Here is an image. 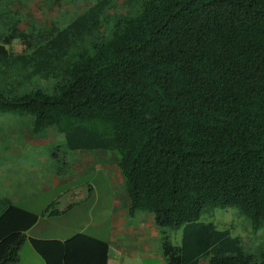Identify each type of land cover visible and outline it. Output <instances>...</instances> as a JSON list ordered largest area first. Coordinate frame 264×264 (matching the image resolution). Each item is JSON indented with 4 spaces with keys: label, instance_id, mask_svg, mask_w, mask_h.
Listing matches in <instances>:
<instances>
[{
    "label": "trees",
    "instance_id": "obj_1",
    "mask_svg": "<svg viewBox=\"0 0 264 264\" xmlns=\"http://www.w3.org/2000/svg\"><path fill=\"white\" fill-rule=\"evenodd\" d=\"M115 5L64 29L21 30L19 21L0 36V113L30 116L34 131L55 129L70 148L113 155L129 215L152 216L166 264H264V254L200 221L206 209L235 208L253 231L264 225V0ZM19 63L32 69L12 81ZM25 86L19 97L4 90ZM63 213L9 205L0 264L18 263L26 242L44 264H107L108 244L84 234L27 237L40 217ZM168 230L182 231L180 245Z\"/></svg>",
    "mask_w": 264,
    "mask_h": 264
},
{
    "label": "rangeland",
    "instance_id": "obj_2",
    "mask_svg": "<svg viewBox=\"0 0 264 264\" xmlns=\"http://www.w3.org/2000/svg\"><path fill=\"white\" fill-rule=\"evenodd\" d=\"M97 1L99 0H1L0 36L7 37L10 35L12 29L19 21H22L18 27L21 30H25L26 26L31 24H36V28L42 24H46L49 27L57 26L59 29H64L77 18L87 15L89 12L94 11V13H98L97 17L105 13L113 14V12H117L115 0H108V4L102 7L94 5ZM125 1L117 0L119 3ZM97 8H99L98 11ZM39 31L40 29L36 32ZM18 42L19 40H14L13 51H20V46H17ZM11 68L12 70L8 72V75H11L10 80L12 81L24 79L22 77H26L27 72L32 69L20 63ZM10 88L7 87L4 89L6 95L19 97L24 92L31 90L32 87L25 86L24 90L17 88L11 90ZM30 118V116L26 115L20 118L15 114L0 113V150L1 148H5V146L9 149L7 153L4 151L0 152V174L2 175L0 177L3 180L5 178L8 179L10 196L14 193L21 196L15 201L18 206L29 208L36 212V214H40L48 204L52 203V200H55V208L62 210L66 199L65 197L62 199L56 197L61 190H65L71 184H81L88 181L94 184L95 191L100 195H107L110 191H114L119 198H122L121 194L124 191L122 184H115L113 190H108L106 178L107 176L108 178L112 176L113 173L104 169V164L102 163H90L92 165L91 167L89 165L84 172L79 173L78 176L80 177L77 183L68 182L64 186L62 184L59 190L50 189L48 192H41L39 197H34L33 195L40 192L41 184H39L40 181H37L39 177L41 179L47 178L54 171L60 177H76L77 173L72 172L70 169L72 166L71 163L76 155L70 149L64 134H59L57 141H53L52 147L49 149L47 147L36 149L26 144V137L22 131L28 128ZM6 154L7 156H5ZM6 164L8 166L7 168H5ZM106 198L104 197V199L102 198L98 201V206L101 209L104 206L106 208V205L110 202ZM87 209L88 206L81 207L69 216L72 218L77 217L73 225H67L65 217L59 220H54L52 217H40L38 224L28 234L35 238H52L55 234H63L66 237H70L74 234L72 232H76L77 228L81 227L84 222L99 219L95 217L96 215H92V219L90 216H87ZM106 211L109 212L108 209ZM104 217H107V215H104ZM200 221L203 223H212L218 230L228 232L232 238H238L246 254H251L255 257H260L264 254V225L258 231H253L248 219L241 215L237 209H216L214 211L206 209ZM97 226H99L98 229L103 234H106L109 221L105 220L97 224ZM167 235L172 244L180 245L182 239L181 230H168ZM15 264H44V261L34 252L30 244L26 242L19 252V261Z\"/></svg>",
    "mask_w": 264,
    "mask_h": 264
},
{
    "label": "crops",
    "instance_id": "obj_3",
    "mask_svg": "<svg viewBox=\"0 0 264 264\" xmlns=\"http://www.w3.org/2000/svg\"><path fill=\"white\" fill-rule=\"evenodd\" d=\"M16 116L22 118L25 115L15 114ZM30 123L28 128L22 133L25 135V142L27 145L33 148H50L52 147V142L57 141L59 134L55 129L48 128L46 130L34 131L32 119L30 118ZM61 138V137H60ZM47 139V140H46ZM51 145V146H50ZM75 152V159L71 163V171L76 174L75 176L60 177L56 171L52 172L49 177L42 178L39 177L37 181L41 184L40 192L34 197H39L41 192H48L50 189L59 190L63 184L68 182L77 183L80 176L86 168L93 163H102L103 167L108 172L113 173L112 176H107L106 186L108 190H113L115 184H122L119 169L116 165V159L110 153H106L101 150H87L82 148H70ZM7 153L9 151L8 147L1 148L0 152ZM7 156V154L5 155ZM90 165L89 167H91ZM7 164L6 167L7 168ZM37 170V169H36ZM0 176H2L0 174ZM35 178V177H34ZM37 178V177H36ZM9 181L7 178L3 180L0 177V214L9 205L19 207L25 211L36 214V212L30 210L29 208H22L18 206L15 201L19 199V195L12 194L9 195ZM122 198H119L114 191H110L107 195H100L95 191L94 184L90 181L81 184H71L65 190L56 196L58 199L65 197L66 202L63 204L64 208L58 210L60 212L64 211L63 214L58 216H53L52 219L59 220L62 217L66 218L67 225H73L76 222L77 217H69L75 210L88 206L87 216L96 215L99 219L96 221L89 220V222H84L83 225L77 228L76 232L70 237H66L63 234L54 235L52 238H35L30 236L28 233L35 228L38 222L26 233L27 237L39 240H57L65 241L77 234H84L91 238L97 239L99 241L105 242L109 246V258L107 264H166V261L162 254V239L159 229L154 225L151 215L148 214H136L133 216L129 215V200L123 191L121 194ZM107 197L110 202L108 205L101 209L98 205L100 199ZM54 201V202H53ZM90 201V202H89ZM89 202V204H87ZM55 204V200L52 203ZM48 204V206L50 205ZM46 206L44 210L48 207ZM101 209L97 212L96 210ZM109 210V212L106 211ZM43 210V212H44ZM40 214L36 215H41ZM107 215V217H104ZM42 218V217H41ZM109 221V227L106 234H103L97 226V224ZM92 223V225H91ZM97 223V224H96ZM197 264H205L204 260H198Z\"/></svg>",
    "mask_w": 264,
    "mask_h": 264
}]
</instances>
